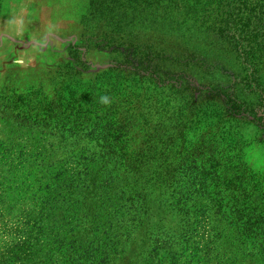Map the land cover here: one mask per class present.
Returning a JSON list of instances; mask_svg holds the SVG:
<instances>
[{"label": "rangeland", "instance_id": "374dc122", "mask_svg": "<svg viewBox=\"0 0 264 264\" xmlns=\"http://www.w3.org/2000/svg\"><path fill=\"white\" fill-rule=\"evenodd\" d=\"M106 2L0 0V258L29 240L47 205L70 251L77 243L90 256L116 237L109 264H264V246L242 245L232 224L234 200L264 216V66L250 80L235 40L189 9L180 32L164 35L158 17L131 29L159 57L134 60L131 84L108 72L124 58L100 46L91 22L94 5L127 0ZM123 93L127 128L107 132ZM159 116L166 127L155 129ZM34 243L45 259L47 241Z\"/></svg>", "mask_w": 264, "mask_h": 264}, {"label": "trees", "instance_id": "16d2710c", "mask_svg": "<svg viewBox=\"0 0 264 264\" xmlns=\"http://www.w3.org/2000/svg\"><path fill=\"white\" fill-rule=\"evenodd\" d=\"M102 2L107 3L106 0H102ZM183 4L184 6L181 7ZM199 7L201 8L199 9ZM92 8L91 15H95L97 19L91 22L95 24L100 33V46L113 47L114 50L121 53L124 58V60L118 64L120 65L119 70H117V68H112L109 69L108 72L112 74L113 72H118V76H121L125 81L131 80V84L136 80L134 76H138L137 72L134 73L130 69L134 64V60H138L137 62L139 65L143 66L145 62L152 63L159 58L158 56L154 57L155 59L152 58V44L147 46L144 45V47H141L140 44H133L134 42H139V37L141 35L131 34V29L135 30V27L139 24V30H149L151 26L143 25L145 21L150 18H155L154 20L157 21L159 18L162 22H169V29L163 31L164 35L172 33L173 30L180 32L181 30L175 27H182L187 24L185 20H191V18H193L189 17L190 10H192L191 15L196 14L195 16H200L201 12L203 13V15L200 16L201 19H203V21L205 19V22L209 21L210 23L207 30L219 35L226 34L224 37H227L229 40H235L237 49L242 50L241 55L246 56V59L249 61L252 60L254 69L252 74L249 75L250 80L253 76L255 79V71L258 70V67L261 68L264 66V0H127L126 3L119 2L112 7L99 3ZM236 34L242 37L237 38ZM162 61L168 62L169 59H162ZM176 61L178 62V58H176ZM173 62L174 59L170 63ZM181 65L188 68V64ZM154 67L155 69L151 74H156L159 72L158 69H161L157 64L155 66L153 65V67L148 65L144 69L147 71ZM138 82L140 85H144L142 80ZM106 84L109 85L112 83ZM185 90L188 91L187 89ZM123 95L125 97V99H123L125 106L121 108L124 110L120 115V111L117 110L114 114V108L110 110V114L107 116V118H109V123L103 126V129H107V132H119L127 128L122 126V123L124 118L126 120L128 119L129 108L127 109V107L132 105V94L123 93ZM46 106H50V103H47ZM118 116L123 117L117 119ZM161 120L162 116H159L155 129L166 127L160 122ZM169 120L170 118L168 121ZM181 120L183 121L182 118ZM115 125L116 129L114 130ZM180 126L183 127L185 125L182 122ZM123 136V134L120 136L118 139L119 142L122 140ZM160 141L166 142L163 138H159L154 141V144H159ZM153 146L157 147L155 145ZM153 151L156 152V149H153ZM61 191L62 189L59 188V197H63ZM234 203L235 208H233L234 213L232 218L234 221L232 224L237 225L236 230L238 235V238L235 239L240 241L241 234L246 238L245 241H241L242 245H246V241L249 242L251 241L250 239H253L255 242H260L259 246L263 247L264 216L255 214L251 216L245 215L244 210L238 208V206H240L239 201L234 200ZM47 210V205H45V207L42 208L41 214L36 216L33 226L36 231H29V240L14 245L0 258V264H57L54 259L55 257L63 260V264H87L86 261H88L89 264H109V259L113 255H116L119 243L116 241V237L112 239V236L103 238L101 245L97 246L98 248L96 250L91 251L90 256L87 252L82 256L84 251L81 253L80 250H82L83 246H78L77 243L71 244L72 249L70 251V249L67 248L64 238L57 235L54 237L51 229V221L54 220L52 219V214L48 213ZM261 214H263V212H261ZM40 240L47 241L46 245L49 249L45 259H39L38 261V253L34 250L35 246L37 247V243L34 242ZM97 255L100 258L104 256V258L101 260Z\"/></svg>", "mask_w": 264, "mask_h": 264}, {"label": "clouds", "instance_id": "9594fccd", "mask_svg": "<svg viewBox=\"0 0 264 264\" xmlns=\"http://www.w3.org/2000/svg\"><path fill=\"white\" fill-rule=\"evenodd\" d=\"M101 103L108 104L109 103V98L107 96H102L101 97Z\"/></svg>", "mask_w": 264, "mask_h": 264}]
</instances>
